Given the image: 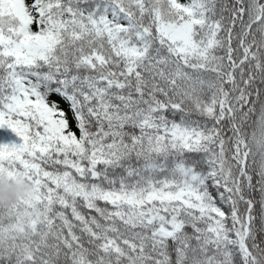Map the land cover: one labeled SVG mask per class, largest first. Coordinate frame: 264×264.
Instances as JSON below:
<instances>
[{
	"label": "snow or ice",
	"instance_id": "snow-or-ice-1",
	"mask_svg": "<svg viewBox=\"0 0 264 264\" xmlns=\"http://www.w3.org/2000/svg\"><path fill=\"white\" fill-rule=\"evenodd\" d=\"M0 132V264H264V0H0Z\"/></svg>",
	"mask_w": 264,
	"mask_h": 264
},
{
	"label": "clouds",
	"instance_id": "clouds-1",
	"mask_svg": "<svg viewBox=\"0 0 264 264\" xmlns=\"http://www.w3.org/2000/svg\"><path fill=\"white\" fill-rule=\"evenodd\" d=\"M33 195L31 185L22 176L9 177L6 171L0 173V206H11Z\"/></svg>",
	"mask_w": 264,
	"mask_h": 264
},
{
	"label": "rangeland",
	"instance_id": "rangeland-1",
	"mask_svg": "<svg viewBox=\"0 0 264 264\" xmlns=\"http://www.w3.org/2000/svg\"><path fill=\"white\" fill-rule=\"evenodd\" d=\"M50 100H52V101H58V102H59L60 107H61L63 110H65V112H66L67 115H68L69 121H70V123H71L72 126H73L74 121L72 120V114H71V111L69 110L68 105H67L64 101H62V100H60V99H57V98H51Z\"/></svg>",
	"mask_w": 264,
	"mask_h": 264
},
{
	"label": "trees",
	"instance_id": "trees-1",
	"mask_svg": "<svg viewBox=\"0 0 264 264\" xmlns=\"http://www.w3.org/2000/svg\"><path fill=\"white\" fill-rule=\"evenodd\" d=\"M34 27H35V25H34ZM51 98H57V99H60V97H58V96H55V95H54V96H52ZM51 98H50V99H51ZM60 100H61V99H60ZM62 101H63V100H62ZM64 102H65V101H64ZM65 103H66V102H65ZM66 104H67V103H66ZM67 105H68V104H67ZM68 107H69V106H68ZM72 127H73V130H75V123L73 124V126H72ZM77 134H78V133H77ZM3 135H4V133L0 132V136H3Z\"/></svg>",
	"mask_w": 264,
	"mask_h": 264
}]
</instances>
